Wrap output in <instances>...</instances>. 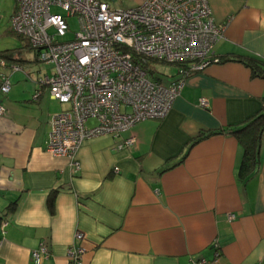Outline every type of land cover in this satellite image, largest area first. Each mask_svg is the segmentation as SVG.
I'll return each instance as SVG.
<instances>
[{
    "label": "crops",
    "instance_id": "obj_1",
    "mask_svg": "<svg viewBox=\"0 0 264 264\" xmlns=\"http://www.w3.org/2000/svg\"><path fill=\"white\" fill-rule=\"evenodd\" d=\"M122 1L118 9L144 0ZM208 3L216 23H227L212 50L218 62L184 79L164 117L85 139L78 170L46 149L51 116L65 108L39 82L52 66L8 22L2 35L15 42L0 48V84L5 76L10 85L0 92V264H34L43 242L39 264H66L77 233L87 242L82 264H196L216 252V264H264V135L257 170L241 179L243 145L232 132L264 110V77L247 64H264V0ZM128 137L135 142L119 147Z\"/></svg>",
    "mask_w": 264,
    "mask_h": 264
},
{
    "label": "built area",
    "instance_id": "obj_2",
    "mask_svg": "<svg viewBox=\"0 0 264 264\" xmlns=\"http://www.w3.org/2000/svg\"><path fill=\"white\" fill-rule=\"evenodd\" d=\"M70 17L76 18L77 30L71 40H60L69 31ZM9 22L38 51L39 60L52 66L39 82L66 106L51 116L46 149L70 159L74 170L80 168L76 153L85 139L118 136L143 119L164 117L184 79L218 62L212 50L227 24L216 23L208 0H144L125 9L112 8L107 0H16ZM135 58L173 64L176 72L152 77ZM1 79L0 92L6 93L9 81ZM200 104L207 106L206 99ZM4 110L0 105V114ZM134 142L128 137L119 147ZM6 225L1 217L0 237ZM75 239L66 264H82L87 242L80 233ZM218 255L196 264H216ZM47 256L44 242L32 251L34 264Z\"/></svg>",
    "mask_w": 264,
    "mask_h": 264
},
{
    "label": "trees",
    "instance_id": "obj_3",
    "mask_svg": "<svg viewBox=\"0 0 264 264\" xmlns=\"http://www.w3.org/2000/svg\"><path fill=\"white\" fill-rule=\"evenodd\" d=\"M137 60L149 71L152 77L158 78L157 72L150 67L149 60L143 58H138ZM247 64L251 66L253 75L264 77V72H259V69L264 71V64L252 58L247 59ZM261 110L262 108L259 113L232 131L243 145V156L238 170V175L241 179L255 173L260 162L261 140L262 135H264V110ZM202 135L204 136L205 134Z\"/></svg>",
    "mask_w": 264,
    "mask_h": 264
},
{
    "label": "rangeland",
    "instance_id": "obj_4",
    "mask_svg": "<svg viewBox=\"0 0 264 264\" xmlns=\"http://www.w3.org/2000/svg\"><path fill=\"white\" fill-rule=\"evenodd\" d=\"M111 4L113 7H116V8L118 7L120 8L122 4L126 7L128 5L127 1H124V2L122 1V3L120 4L119 0H115L111 2ZM13 6H14V0H0V17H1V20H0V48L1 49L4 48L5 46H12L13 43L15 42L14 40L15 38L11 37L10 35L8 34L2 35L3 30L6 29L9 24L8 23L9 17L12 13ZM52 10L57 11L61 13L62 15H64V13L58 9L52 8ZM67 22L69 24V31L66 33L65 36L60 38V40H64V41L71 40L73 38V33L77 30L78 25H77L76 18L70 17L67 19ZM11 38L13 39L11 40ZM149 62H150V67L154 69L161 76L166 75L168 77H171V75L176 72V66L173 64L164 63V62H153V61H149ZM89 123H92V120H89L88 124Z\"/></svg>",
    "mask_w": 264,
    "mask_h": 264
},
{
    "label": "water",
    "instance_id": "obj_5",
    "mask_svg": "<svg viewBox=\"0 0 264 264\" xmlns=\"http://www.w3.org/2000/svg\"><path fill=\"white\" fill-rule=\"evenodd\" d=\"M109 1H112V2H113V1H115V0H109ZM208 64H209V63H208Z\"/></svg>",
    "mask_w": 264,
    "mask_h": 264
}]
</instances>
